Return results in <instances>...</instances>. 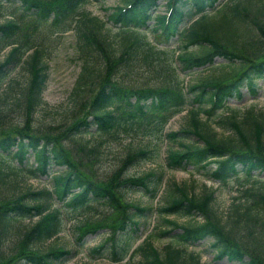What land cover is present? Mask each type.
I'll return each mask as SVG.
<instances>
[{
    "label": "trees",
    "instance_id": "obj_1",
    "mask_svg": "<svg viewBox=\"0 0 264 264\" xmlns=\"http://www.w3.org/2000/svg\"><path fill=\"white\" fill-rule=\"evenodd\" d=\"M87 1L0 0L16 3L10 18L0 24V49L10 47L0 61V87L9 67L17 66L27 55L24 83L11 84L17 96L12 103L14 109L6 102L7 88L0 89V160L5 162L11 156L19 163H9L14 167L10 169L0 161V187L10 175L17 176L28 156L36 162L33 175L36 171L46 174L49 164L61 167L52 177L50 188L24 184L0 194V264H64L78 252L65 244L42 246L62 230L61 211L55 202L71 210L93 209L94 202L109 208V214L118 213L116 224H105L113 234L106 240L113 261L122 260L131 250L126 264H205L200 254L185 247L207 239L215 251L214 259L264 264L262 193L251 194L244 203L232 202L225 215L212 205V190L196 195L185 186L173 184V195L160 211L198 215L201 220L177 224L165 219L181 232L165 244L161 253L148 237L132 248V228L119 231L114 238L116 229L139 224L138 218L148 210L126 201L125 192L141 189L154 197L162 175L155 171L140 175L126 172L127 165L152 159L153 145L152 149L126 153L119 166L100 175L93 168L98 144L91 140L102 133L114 137L119 127H125V135L141 133L160 139L165 123L189 105L186 124L162 137L171 143L165 158L168 168H184L187 164L203 167L212 161L209 177L219 181L238 172L251 176L253 171H264L263 111L225 106L226 114L212 120L214 111L224 107L225 99L239 97L241 87L255 92V80L264 79V0H237L219 7L218 0H166L169 15L155 14L151 26L162 40L150 39L146 33L151 11L160 0H121L123 5L111 8L106 21L79 10ZM197 13L201 15L185 28V19ZM68 29L76 38L80 71L65 117L45 126L35 119V113L56 117L61 112L51 113L42 98L47 70L42 31ZM215 59L221 61L215 63ZM218 65L221 69L217 73L187 86L179 77V70ZM201 101H206L208 108H202ZM212 123L228 133H218ZM36 216L28 226L18 223ZM101 227L83 220L74 227L75 241L80 243L85 234ZM12 236L13 247L5 251L3 247ZM106 241L103 248H92L91 253L107 250ZM136 254L140 258L130 262Z\"/></svg>",
    "mask_w": 264,
    "mask_h": 264
},
{
    "label": "rangeland",
    "instance_id": "obj_2",
    "mask_svg": "<svg viewBox=\"0 0 264 264\" xmlns=\"http://www.w3.org/2000/svg\"><path fill=\"white\" fill-rule=\"evenodd\" d=\"M235 1L237 0H220L219 4L221 6L228 5ZM115 5H123V3L121 0H88L81 6V9L106 21V15L109 8H113ZM15 7L16 3L13 2L0 3V24L9 19L10 15L15 11ZM164 12L165 6H163L162 3H160L154 11V13L160 14H163ZM152 22L153 20H150V24ZM42 33L44 34L45 32L42 31ZM148 34L150 36L154 33L152 31L149 32L148 30ZM43 43L42 56L47 64L45 88L42 92L44 106L51 110V113L53 114L61 112V114L56 117H50V115L43 114L41 111L34 114V117L39 124L48 126V124H53V121L59 122L65 117V113L71 103L70 92L79 73L81 63L77 56L75 37L72 31L67 30L64 32L57 31L46 33ZM9 49V47L0 49V61L4 59ZM26 59L27 55H25L20 64L9 67L7 75L3 77L4 81L0 87L2 90H6L7 88L5 96L6 102L10 103L11 108L13 109L14 105L12 103L17 96L14 94L11 84L12 82H14V84L24 83L26 78V64L24 60ZM218 61L220 60L217 59L216 62ZM219 69H221L220 65L210 69L199 68L196 72L188 71L182 73L180 78L183 79L185 84H187L196 81V79L208 77V75L213 72L217 73ZM255 83V92H250L246 87H243L240 89L241 96L229 98L226 105L231 107H252L254 110L264 111V79H257L255 80ZM202 106L206 107L208 106V103L204 102ZM43 111H45V108ZM214 112L215 115L212 117V120H216L218 115L224 114L225 108H218ZM15 114L16 113H14V115ZM185 114L186 110L184 109L180 113L174 115L167 123L164 129L165 133L175 131L184 126ZM212 120L211 122H213ZM212 125L215 126L218 133H228L217 127L215 123H212ZM86 136V139L90 137L88 135ZM91 140L94 144H98V160L93 168H95L100 175L102 174L101 172H110L112 169L119 166L126 153L134 152L139 148H152V145L155 147V152L151 160L138 161L131 165H127L126 172L129 175H140L148 171H155L157 174L160 173L162 175V180L165 183L164 186L160 189L157 195L152 198L142 193L141 189L126 191L124 198L126 201L138 203L140 207L148 208V210L144 211L145 215L138 218L140 223L137 227L133 241L137 244L148 236L149 242L160 253L165 244L173 242L174 237L176 238V235L181 232L180 228H176L175 226L166 223L164 221L165 219L175 221L177 224H192L201 220V217L198 215L187 216L179 213L166 214L160 211V208L165 206L169 197L173 195V184L177 186H185L187 191L196 195H199L203 191L212 190L213 198L211 203L218 212L223 214L229 212L230 204L232 202L244 203L245 201H249L248 199L251 198V194H264V171L253 172L250 177H247L243 172H238L236 176H232L226 182L222 183L204 175L206 170H210V168L213 167V164L207 165L204 169H198L196 166L192 165H187L184 168L179 169H169L165 164V156L167 146L171 143H167L166 140L162 141L145 137L141 133L125 135L122 132H119L114 138L101 136L99 134L98 137L93 136ZM191 140L195 141L196 139L191 137ZM0 161L3 162L2 160ZM11 162L10 156L9 159H6V161L3 162V167L11 169V164H9ZM29 162L35 166L32 162V157H30ZM5 164H9V166ZM27 170L28 169L22 170L17 176L14 175L15 177L10 175L9 181L5 179L0 187V194L6 195L3 193H10L12 187L16 185L21 187L24 184H28L34 188H41L43 186L51 187L52 176L60 172L59 167L50 165L49 170L47 171L48 174L41 175L38 178L29 175L26 172ZM54 206L60 208V216L62 215L63 217L62 230L57 233L56 236L46 240L45 244L42 246L65 244L68 248L72 247L75 250H78L75 256L67 260L64 264H126L129 254L121 261H113L105 255L99 257L91 255L92 248L95 246L97 247V245L102 243L107 237L113 236L112 232H103L109 230H96L83 237V239L79 241L80 243L75 241L74 227L84 219H94L98 220V222L101 220V225H114L116 224L115 220L117 219L118 213L113 212L109 214V208L94 202L91 203V206L94 207V209L88 211L66 209L62 207L61 203L56 202L54 203ZM102 218H104V220H102ZM36 220L37 217L33 218L32 221L27 218L21 219L18 223L28 226ZM130 227L133 228L131 225ZM24 228L25 227L21 229L17 227L18 230H23ZM164 230L170 231L169 234L161 235L160 232H163ZM119 231L121 230H118L114 238L118 235ZM10 239L11 240L7 241L3 247L5 251L13 247L14 236ZM209 242L210 240L203 239L192 245H187L185 249L186 251H193L200 254V261L205 264H235L228 262L225 259H214L213 255L215 251L210 247ZM108 244L109 243H107L106 246H108ZM108 252L109 249L105 251V253ZM139 258V254H136L130 259V262H135Z\"/></svg>",
    "mask_w": 264,
    "mask_h": 264
}]
</instances>
